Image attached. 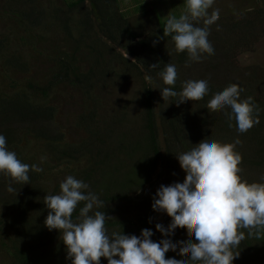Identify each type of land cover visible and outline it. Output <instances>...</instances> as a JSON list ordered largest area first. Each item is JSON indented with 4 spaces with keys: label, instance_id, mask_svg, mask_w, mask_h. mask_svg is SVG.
I'll use <instances>...</instances> for the list:
<instances>
[{
    "label": "trees",
    "instance_id": "obj_1",
    "mask_svg": "<svg viewBox=\"0 0 264 264\" xmlns=\"http://www.w3.org/2000/svg\"><path fill=\"white\" fill-rule=\"evenodd\" d=\"M64 1L68 5L67 10L61 6L57 8L54 4L46 5V0H0V7L4 16L15 21L17 28L21 30L16 40L19 41L21 36L24 44L33 46L35 40L30 37L31 31L37 30L38 37L45 40L43 30L48 33L47 31H51L50 29L57 24L55 32L61 33L66 39L74 38L76 51H83L88 59L90 69L83 73L73 64L78 59L76 56L65 58L63 52L60 53L58 72L47 87L53 90L54 83L60 80L81 83L80 87L87 83L89 88L84 94H92L101 91L98 84L103 81L104 76L115 71V76L117 74L126 82L132 80L137 85L136 90L141 92L140 100L145 104L141 106L142 125L135 134L134 132L125 134L123 129L114 127L102 128L95 120L97 111L93 109L90 110L88 117L84 115L82 120L88 125L91 134L89 140H84L80 144L64 142V134L55 119V109L50 104L51 90L48 93L45 87L33 82L29 74L32 65L24 62L17 53L11 52L12 48L10 49L5 32L0 33V62H3L0 66L7 80L0 84V134L5 136L7 147L16 153L18 159L29 166L35 164L42 169L40 172H29V183L12 184L15 189L13 192L7 191L9 179L0 174V232L5 235L1 246L6 248L7 255L13 259L12 264H71L70 259L66 258L67 250L58 230L50 231L44 225L49 209L46 208L43 198L46 194H57L60 191V183L52 182L53 174L47 173L52 170L47 168L50 164L48 161H44L46 164H43L36 157L29 155L27 148L32 140L42 141L47 151L52 154L51 161L55 163H69L71 160L87 162L90 157L89 170L86 169L84 175L76 174V178L81 180L82 177L90 190L104 201V207L98 210L108 216L105 226L109 233L123 231L125 234L139 235L141 229L150 228L154 233L152 240L158 241L162 238L161 233L155 228L159 222L154 220V215L160 211L153 210L152 197L161 184L169 185L178 182V178H185L186 173L181 169L176 153L195 147L198 132L201 133V140L197 138L199 142L208 138L205 136L207 132L210 138L222 143H231L238 138L240 143L236 145L235 150L242 156V177L249 182H264L261 180V177H264V74L255 77L252 71L251 75L240 77L242 81H233L227 71L233 67V61L224 58L215 63L211 62L208 66H213L215 71L227 72L225 76L217 75L213 70L212 73H205L204 78L185 79L184 63L189 61L187 54L184 55L186 52L177 53L171 37L163 36L166 17L156 18L155 13L139 9L145 0H93L91 8L85 11H81L80 7L86 0ZM111 7L114 12H111ZM103 11L108 14V20L105 19ZM75 12L88 20L87 26L90 31L88 35L92 36L100 31L101 38H95L94 35L91 43L82 44L71 22ZM256 13L259 23L264 25V14L263 18H259L258 12ZM133 14H140L148 21V17L154 15V18H150L152 26H146L148 23L139 26L140 16L134 17ZM133 18L134 22H131ZM88 35L86 34L90 37ZM157 40L158 42L153 44V41ZM97 41L100 43L96 44ZM160 41L170 42L171 45L164 48L157 45ZM99 47H102L105 62L90 61V54ZM171 62L177 63L175 91L181 90L183 81L208 79L209 94L199 101L188 100L179 105L171 102L175 98H169V101L164 102L159 88L165 85L158 73L165 64ZM152 64L159 66L150 69L149 66ZM17 78L24 79L23 83L21 84ZM233 79L235 80L234 76ZM233 83L244 89L241 99L253 97L260 109L259 123L244 133L237 132L234 119L231 121L232 126L229 127L226 115L230 112L229 108L214 111L206 108L207 101L217 90ZM7 85L16 89H10L9 92ZM133 101L135 103L136 98H131L128 101L129 105ZM129 107L131 106H123L120 109L124 114L118 117L120 126L126 119V109ZM141 108H138V111ZM105 131H111L119 140L112 150L103 153L110 147L107 139L109 135ZM109 156L114 157L113 176L110 177L108 184H103L102 174L107 170ZM82 204L83 202L73 212L74 219ZM160 214L161 223L167 227L171 218L165 212ZM245 236L241 245L234 250L240 252L234 259V264H248L249 259L264 264V234L259 238L248 237L245 230ZM170 238L173 241L185 240L191 238V233L187 227H178ZM178 254L182 257L188 255L179 253L178 248L176 252H167L165 258H172Z\"/></svg>",
    "mask_w": 264,
    "mask_h": 264
},
{
    "label": "clouds",
    "instance_id": "obj_2",
    "mask_svg": "<svg viewBox=\"0 0 264 264\" xmlns=\"http://www.w3.org/2000/svg\"><path fill=\"white\" fill-rule=\"evenodd\" d=\"M213 4L214 0H184L185 8L179 17L169 14L164 22L163 36H170L175 51L186 52L191 62L214 54L207 39L209 26L219 18L218 11L208 12ZM201 22L203 27L198 26ZM158 66L152 64L149 68ZM158 75L165 85L159 88L164 102L169 98H175L171 102L177 105L199 101L210 92L208 79L183 81L181 90L175 91L177 70L171 63L165 64ZM243 91L238 84H229L217 90L206 104L211 111L229 108V127L234 119L238 133L259 123L260 109L253 97L241 99ZM239 143L238 138L222 143L208 137L190 150L176 153L186 173L183 182L161 184L152 197L153 210L171 218L167 227L155 225L162 235L158 241L151 239L154 233L150 228L141 229L139 235L109 233L105 226L108 216L98 210L104 207V201L90 190L88 183L73 175L60 182L57 194L44 196L49 209L44 225L50 231L58 230L71 264H101V257L107 264H233L240 253L234 250L246 238L245 230L248 237L264 234V182H249L242 177V156L235 150ZM40 159L43 162L46 157ZM30 171L42 169L18 159L0 134V174L9 179L7 191H15L12 184L29 183ZM81 202L74 219L72 214ZM178 227H187L191 238L173 241L170 237ZM178 248L179 253L188 255L165 258L167 252Z\"/></svg>",
    "mask_w": 264,
    "mask_h": 264
},
{
    "label": "rangeland",
    "instance_id": "obj_3",
    "mask_svg": "<svg viewBox=\"0 0 264 264\" xmlns=\"http://www.w3.org/2000/svg\"><path fill=\"white\" fill-rule=\"evenodd\" d=\"M92 2L93 0H86V2H84V4L80 7L81 11L90 9ZM45 3L46 5L54 4L57 6V8L61 6L65 10L68 9V5L64 0H46ZM184 8V0H145L144 3L140 4L139 9H145L147 12L155 13V15H157L156 18L164 19V17L167 18L169 14L179 17V15L184 11ZM260 8H262L261 3L257 0H214V4L208 10V12L211 14L213 10L218 11L219 18L209 26V35L207 37L214 48V54L211 56L205 55L199 62H185L184 67L186 70H184V78H204L205 73L208 74L215 71L214 67L208 66V64H211V62L215 63L219 59L224 58H229L230 61H233V67H231V70H227L230 73L229 78L233 81H242L243 79L240 77L245 78L248 74L251 75L252 71L255 77L264 74V25L259 23L256 13L258 12L259 18H263L264 11L260 10ZM255 9L257 11H255ZM110 10L111 12H114L112 7ZM103 14L105 19L108 20L109 17L106 11H103ZM133 15L134 17L135 15L140 16V19L138 20L139 26L146 23H148L146 26H152V20L150 21V18L155 17L154 15L149 16L148 21L140 14ZM231 18L233 20H231ZM134 19L135 18L131 19V22H134ZM87 21L88 20L85 18V16L82 14H76V12L71 19V22L75 26L73 30H75L79 36L78 38L82 44L91 43L93 40L91 38L94 35L95 38H101L99 37L101 36L99 33L100 31L97 32V34H93L92 36L88 35L90 31H88ZM54 26L58 28L57 24ZM198 26L203 27L202 22ZM55 27H52L50 29L51 31H47L48 33L43 30V34L46 36L45 40H41L38 37L39 34L37 30L31 31L30 37L35 40V44L33 46L26 45L23 43V37L20 36V42L18 39L16 40V36L18 35L19 31L21 32V30L17 28L15 21L4 16L3 10L0 7V33L3 31L5 32V37L8 38L10 44L9 42L6 43L11 46V52L17 53L22 57L24 62L32 65V69L29 73L31 79L38 86L45 87L48 93L51 88L47 86H49L51 80L54 79L56 73L58 72V59L60 53L63 52L65 58H72L76 56L78 59L73 64L76 67L78 66L77 69L79 72L85 73V71L90 69V65L87 63L88 59L84 56L83 51H76L77 48L74 44V38H64L61 33L55 32ZM96 29L98 31V28ZM85 33L90 37H87ZM98 43L100 42L97 41L96 44ZM107 43L112 45L109 42ZM82 44L80 45L81 47ZM157 45L167 48V46H170L171 43L167 41H160ZM245 47L246 49H244ZM116 51L122 50L116 49ZM124 54L130 58L128 54ZM184 55H186V53H184ZM104 60L105 59L102 57V47H99V49L90 54V61L92 62L100 63ZM1 63L3 62H0V64ZM171 64L177 65V63L173 62H171ZM2 69L0 66V84L7 81L5 74L2 73ZM114 72L115 71L110 73V75L104 76L103 81L98 84L101 91L96 93L94 92L92 94H84V91L89 88L87 83H83L84 85L81 87L79 86L81 83H73L71 81L63 82L60 80L57 83H54L55 85H53L52 88L54 86L55 87L50 92L51 95L49 100L50 104L55 109V119L60 126V130L64 134V142L80 144L83 143L84 140H89L91 134H89L90 131L87 127L88 125L82 120L83 116L86 115L88 117L90 110L93 109L97 111V117L95 120L98 123V126L109 129H113V127L115 129H123L125 134L132 132L135 134L138 132L139 126L142 125L141 106H145L144 101L140 100L141 92L138 91V89L136 90L135 86L137 85L132 80L130 82H126V80L119 78L117 74L115 76ZM215 73L217 75L224 74L225 76V73L227 72L215 71ZM233 76L235 77V80L233 79ZM17 79L21 84L24 81L22 78ZM244 83L246 84V81ZM6 87L9 92H11L13 89H16L12 87L10 88L9 85ZM131 98H136V101L135 103L133 101V103L129 105L130 103L128 101ZM123 106L131 107L126 109V119L121 123L120 126L118 117L124 116L120 110ZM138 108L141 109L138 111ZM105 132L109 135V138L107 139L110 142V147L108 151L105 150L103 153L112 150L118 144L119 140L118 137L111 131ZM209 135V132L205 133L206 137H209ZM132 137L129 139V141L132 139ZM197 138L201 140L200 132L197 133ZM197 138L195 137L196 142H193L194 144L199 143ZM27 149L30 153L29 155L36 157L39 162H41V156L46 157L44 161H48L50 163L47 168H52V170L47 172L53 174L54 181L51 180L52 182L58 181L60 183L68 175H73L75 178L76 174L84 175L86 172L85 170H89L88 167L91 164L90 157L87 159L88 163L86 161L78 162L77 160H71L69 163H55V161L52 162L50 158L52 154L47 151L42 141L32 140L29 143ZM44 161L43 164H46ZM108 161V165H110L112 168L107 165V170H104V173L102 174V179H104L102 182L103 184H108L110 182V177L113 176L112 169H114V157L109 156ZM53 166H55V168H53ZM155 176H157V173H155ZM183 180L184 178L177 179V181L181 183ZM126 190H128V188H126ZM160 213L161 212H157L154 215V220L156 222L158 221L159 223H161L162 218V214ZM4 237L5 235L0 232V264H12L13 259L7 255L6 248L1 246V241ZM249 260L250 262H248V264H261L260 261L251 259ZM106 262L107 260L101 257V264H106ZM234 263L235 262H233V264Z\"/></svg>",
    "mask_w": 264,
    "mask_h": 264
},
{
    "label": "crops",
    "instance_id": "obj_4",
    "mask_svg": "<svg viewBox=\"0 0 264 264\" xmlns=\"http://www.w3.org/2000/svg\"><path fill=\"white\" fill-rule=\"evenodd\" d=\"M257 1H259L261 3L262 8H260V10L264 11V0H257ZM255 11H257V10L255 9Z\"/></svg>",
    "mask_w": 264,
    "mask_h": 264
}]
</instances>
